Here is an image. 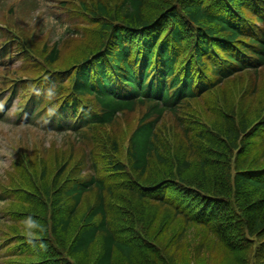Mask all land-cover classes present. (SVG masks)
Instances as JSON below:
<instances>
[{"label":"trees","instance_id":"trees-1","mask_svg":"<svg viewBox=\"0 0 264 264\" xmlns=\"http://www.w3.org/2000/svg\"><path fill=\"white\" fill-rule=\"evenodd\" d=\"M56 10L68 37L0 25V116L80 143L17 152L3 263L264 264V0Z\"/></svg>","mask_w":264,"mask_h":264},{"label":"rangeland","instance_id":"rangeland-1","mask_svg":"<svg viewBox=\"0 0 264 264\" xmlns=\"http://www.w3.org/2000/svg\"><path fill=\"white\" fill-rule=\"evenodd\" d=\"M56 4L57 0H0V25L7 23L18 28L17 25L20 23L27 31L29 30L35 34L40 33L41 35L43 33L45 38L50 37L51 40L63 36L68 37L70 36L71 27L66 22V18L62 19L56 13ZM12 5L16 8L18 6L19 11H11ZM14 61V63H9L4 68L5 70L0 67V110L2 102L10 95L9 85L2 88V84H8V81L4 80L3 77L20 76L14 73L13 68L20 65L21 59H14ZM3 63L6 64V62ZM19 103L20 101L15 98L14 104H11L12 107L0 116V189L3 182L9 183V171L13 169L17 152L22 150L23 153L25 146L28 147L29 151H32L33 145L39 144L44 146L45 151L50 146H54L53 149L62 148L63 146H69V135L78 146L80 145L77 139L73 137L74 134L72 132H66L68 135H65L54 130L44 131L37 124L17 123L15 111ZM54 142L55 144H53ZM78 146L76 147L79 150ZM52 151H49V153L51 154ZM5 206L6 202L0 200V210ZM5 220H7L6 217L0 218V227L6 228L9 224ZM201 232L196 227L191 228L188 234V241L192 245L198 242L202 235ZM3 252L0 249V255L2 254L0 264H4L2 259L4 257ZM209 253L211 252L206 250L203 256L208 257Z\"/></svg>","mask_w":264,"mask_h":264}]
</instances>
